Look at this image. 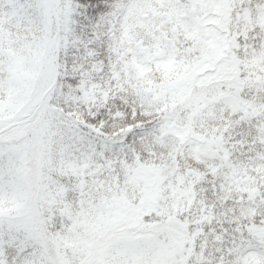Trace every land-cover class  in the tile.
Masks as SVG:
<instances>
[{
    "label": "snow or ice",
    "instance_id": "6c2138e0",
    "mask_svg": "<svg viewBox=\"0 0 264 264\" xmlns=\"http://www.w3.org/2000/svg\"><path fill=\"white\" fill-rule=\"evenodd\" d=\"M0 264H264V0H0Z\"/></svg>",
    "mask_w": 264,
    "mask_h": 264
}]
</instances>
